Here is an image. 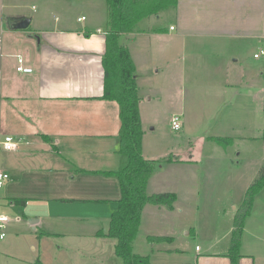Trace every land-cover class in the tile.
<instances>
[{"label":"crops","instance_id":"crops-1","mask_svg":"<svg viewBox=\"0 0 264 264\" xmlns=\"http://www.w3.org/2000/svg\"><path fill=\"white\" fill-rule=\"evenodd\" d=\"M17 1L0 0V139L12 135L21 141L16 150L0 149V171L9 174L2 197L11 207L18 205L13 199H27L19 206L38 218L34 224L47 218L107 219L108 227L97 236L108 237L111 215L122 196L118 177L104 173L119 167L121 126L119 104L101 99L107 30L102 24L107 23L108 7L98 0H39L40 9L27 15ZM57 2L64 11L58 10L62 17L54 21ZM152 16L132 31L136 74L146 66L149 44L159 40L160 55L168 64L178 63L183 53L190 55L193 65L206 54L214 55L211 66L226 69V84L249 83L257 67L264 76V60L258 62L264 55L255 57L264 45V0H178L155 15L165 16L166 23L151 25ZM24 18L30 19L29 26L17 29ZM18 55L32 72L17 70ZM185 68L178 64L173 71L177 82L185 78ZM145 136L146 130L144 156L158 159L146 153ZM195 162L172 156L149 179L148 194L177 195L172 207L148 203L142 211L139 233L147 239L166 237L152 242L148 256L153 264H191L179 261L186 226L177 205L186 184L194 193L199 188L184 171L185 165ZM229 249L197 253L195 264H232ZM251 257L241 253L238 264H254Z\"/></svg>","mask_w":264,"mask_h":264},{"label":"rangeland","instance_id":"rangeland-1","mask_svg":"<svg viewBox=\"0 0 264 264\" xmlns=\"http://www.w3.org/2000/svg\"><path fill=\"white\" fill-rule=\"evenodd\" d=\"M98 1L107 6L105 0ZM17 2L27 15L35 14L42 6L39 0ZM54 8L55 21V17L61 19L59 11L64 10L58 2ZM106 17L107 23L102 25L108 29V14ZM162 18L153 15L148 20L151 25H161L167 22L165 16ZM120 42L132 54V33L123 34ZM161 46L159 40L149 44L146 66L137 71L145 148L147 154L157 155L158 159L171 155L196 160L192 166L185 165L184 171L189 181L197 180L199 188L194 193L186 184L179 192L177 205L178 210L183 209L179 215L186 226L179 241L184 247L179 261L195 264L193 256L197 253L228 251L237 210L264 165V76L257 67L249 83L226 84V69L211 66L214 55L206 54L193 65L190 55L183 53L178 63L170 60L168 64L160 55ZM263 60L264 56L258 62L262 64ZM178 64L186 66L185 78H179V82L172 75ZM176 113L181 114L179 130L172 126ZM212 136L231 140L223 144ZM2 192L1 187L0 214L11 219L6 237L0 240V264H122L115 253L116 239L97 236L108 227L107 219L47 218L34 224L31 220L38 218L23 212L19 205L11 207ZM152 244L139 233L133 250L148 255ZM240 252L253 256L254 264H264V188L255 196L245 219Z\"/></svg>","mask_w":264,"mask_h":264},{"label":"trees","instance_id":"trees-1","mask_svg":"<svg viewBox=\"0 0 264 264\" xmlns=\"http://www.w3.org/2000/svg\"><path fill=\"white\" fill-rule=\"evenodd\" d=\"M178 0H106L108 7V29L105 33V52L102 55L104 67V93L101 99L116 101L120 107V164L115 170L105 171L118 177L122 196L119 206L111 215L108 237L115 238V253L122 258V264H153L148 255L134 252L133 242L138 237L142 211L148 203L169 207L177 199L173 192L148 194L150 177L161 161L172 156L149 159L143 154L144 129L140 113V94L137 83L136 65L129 48L122 45L120 38L132 33L136 25L151 15L175 6ZM51 141L47 135L43 136ZM227 144L231 138L215 137ZM264 188V165L258 177L247 188L243 203L237 210L232 226L231 245L228 256L232 264H238L246 217L250 214L255 196ZM18 205H25L27 199L15 198ZM151 242L166 237L149 236ZM40 264V262H37Z\"/></svg>","mask_w":264,"mask_h":264},{"label":"built area","instance_id":"built-area-1","mask_svg":"<svg viewBox=\"0 0 264 264\" xmlns=\"http://www.w3.org/2000/svg\"><path fill=\"white\" fill-rule=\"evenodd\" d=\"M84 18V17H83ZM264 55V48L261 49L258 53L255 54V57H259ZM17 70L24 73H30L33 71V68L30 66H25L24 58L21 55L17 56ZM172 126L173 129L179 130L182 127L181 123V114H174L172 117ZM20 139L12 136V135H5L3 138L0 139V149L6 151L16 150L20 147ZM9 178V174L0 171V187L4 186L6 180ZM9 222V217L0 214V240H3L6 237V228L7 223Z\"/></svg>","mask_w":264,"mask_h":264},{"label":"water","instance_id":"water-1","mask_svg":"<svg viewBox=\"0 0 264 264\" xmlns=\"http://www.w3.org/2000/svg\"><path fill=\"white\" fill-rule=\"evenodd\" d=\"M30 24V19L29 18H24L21 22H19L15 27L17 29H25L29 26ZM38 220H31L32 223H36Z\"/></svg>","mask_w":264,"mask_h":264}]
</instances>
